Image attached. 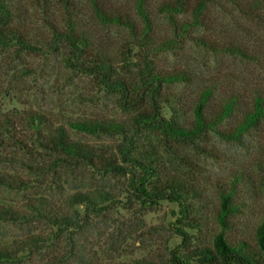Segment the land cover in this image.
I'll return each instance as SVG.
<instances>
[{"label":"rangeland","instance_id":"1","mask_svg":"<svg viewBox=\"0 0 264 264\" xmlns=\"http://www.w3.org/2000/svg\"><path fill=\"white\" fill-rule=\"evenodd\" d=\"M4 1L31 46L15 42L0 46V124L12 121L10 131L15 126L13 133L26 146L9 140L0 127V174L13 180L11 186L0 185V206L15 213L13 219L0 220V243H15L23 254L18 262L0 264H175L176 256L198 264V250L213 249V238L221 231L231 243L258 246V227L264 223V119L239 141L224 140L213 131L193 142L166 140L151 132L142 135L140 143L154 151L163 174L180 177L194 189L186 197V212L170 199L142 202L130 193L129 174H105L82 163L54 167L53 156L38 146L33 127L23 120L28 113L44 114L75 139L113 153L122 137L74 132L67 123L91 118L130 122L136 108L122 106L119 92L103 89L94 75L70 66V48L52 35L36 0ZM72 1L81 24L114 52H122L116 59L118 75L134 76L139 63L133 53L140 50L128 41L127 29L101 23L90 0ZM99 1L139 20L135 0ZM168 1L146 0L158 39L173 35L161 12ZM60 2H44L58 20L63 11ZM209 13L211 30L191 31L176 48L149 57L156 70L189 74L187 81L163 85L164 90L180 94L185 110L180 121L186 124L192 121L193 103L205 87L213 89L212 109L236 96L237 111L222 124L228 128L253 108L257 95L264 98V8L245 15L230 0H217ZM200 35L217 46L200 44L196 40ZM162 110L165 117L171 116L168 104L162 102ZM78 193L97 199L109 193L114 200L99 199L101 210L95 213L77 203ZM222 193H230L233 207L225 229L217 220ZM61 215L71 217V223L56 224ZM31 239L37 246L24 248Z\"/></svg>","mask_w":264,"mask_h":264},{"label":"trees","instance_id":"2","mask_svg":"<svg viewBox=\"0 0 264 264\" xmlns=\"http://www.w3.org/2000/svg\"><path fill=\"white\" fill-rule=\"evenodd\" d=\"M42 1L36 0L34 5L42 6L46 14L43 21L52 35L70 48V56L67 57L70 66L94 75L103 89L119 92L122 98L121 105L126 108H136V113L131 116L130 122L91 118L67 123L74 132L122 137V141L113 153L75 139L66 127L53 126L44 114L30 112L23 117V120L33 127L34 141L53 156L54 167L82 163L105 174H129L130 193L142 202L156 203L163 198L170 199L176 201L180 209L186 212V197L193 194L194 189L190 183L180 177L163 174L154 151L146 149L140 143L142 135L151 132L166 140L193 142L204 137L209 131H213L224 140L239 141L250 129L258 128L264 119V98L257 95L253 100V108L244 111L235 125L228 128L222 127L224 120L237 111L238 98L231 95L217 108L212 109L209 107V102L213 89L205 87L193 103L192 121L188 124L180 121V117L185 112L181 105V96L179 93L164 90L163 85L187 81L190 79L189 74L184 70L170 72L156 70L149 57L150 53L176 48L191 31L202 28L211 30L209 9L217 0H170L164 3L161 12L166 15L173 35L171 38L161 39H158L154 32V23L146 0H135V10L139 20L129 14L113 11L102 1L90 0L99 21L103 24H115L126 28L128 41L140 50L139 53H133L139 63L136 73L128 77H121L117 73L116 59L122 52H114L107 44L98 41V38L81 24L72 0H61L63 11L59 20L57 17L50 16L49 6L44 3L47 0ZM230 1L245 15L257 14L259 9L264 8V0ZM21 26L20 23H13L9 6L4 0H0V46L15 42L24 48L30 47L31 43ZM196 40L204 46L213 48L217 46L206 35L197 36ZM220 47L227 50L236 49L231 45ZM239 50L236 49V51ZM128 52L130 53L131 49ZM162 102L168 104L170 117L163 115ZM11 122L6 119L0 127L5 128L9 140L21 144V140L13 133L15 126L12 131L9 129ZM17 123H20V120ZM21 146L26 148L23 144ZM12 182L11 177L0 174V185L11 186ZM74 197H77L78 204H84L86 210L90 209L95 213L101 210L99 199L107 200L109 203L114 200L109 193H105L98 199L89 193H78ZM221 198V209L217 220L225 229L228 224V215L233 212V207L230 193H222ZM14 214L9 207L0 206V220L13 219ZM61 217L59 221L54 220L59 226L71 223V217L67 215H61ZM257 235L258 246L256 247L247 241L231 243L225 238L224 231H221L213 238V249L203 247L198 250V264H264V223L259 225ZM31 242L25 243L24 248L31 245L37 246L36 239H31ZM13 244L8 246L0 243V263H14L21 260L23 257V254L19 252L21 249H16L15 243ZM175 264L189 263L176 256Z\"/></svg>","mask_w":264,"mask_h":264}]
</instances>
